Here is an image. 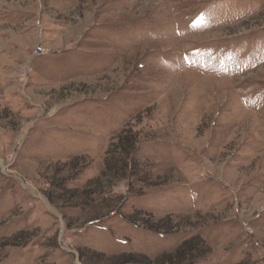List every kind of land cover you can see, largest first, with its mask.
<instances>
[{
  "label": "rangeland",
  "instance_id": "obj_1",
  "mask_svg": "<svg viewBox=\"0 0 264 264\" xmlns=\"http://www.w3.org/2000/svg\"><path fill=\"white\" fill-rule=\"evenodd\" d=\"M183 242L264 264V0H0V264Z\"/></svg>",
  "mask_w": 264,
  "mask_h": 264
},
{
  "label": "trees",
  "instance_id": "obj_2",
  "mask_svg": "<svg viewBox=\"0 0 264 264\" xmlns=\"http://www.w3.org/2000/svg\"><path fill=\"white\" fill-rule=\"evenodd\" d=\"M130 149V147H129ZM129 149H127L126 147H122V153L121 155V159H128L130 156L129 153ZM121 168H124V171L127 169V166L124 164V166H122ZM97 192L92 193V195H96ZM148 216H151L150 214H147ZM134 227L136 228H141L143 231H146L148 233L154 234V236H156L159 240L160 239H164L166 238V236L163 234L164 232H167V230L164 229H157L153 228L152 226L146 224L145 227L146 228H142L140 226H138L137 224H133ZM156 230V231H155ZM201 234V233H199ZM152 237V235H151ZM123 240L125 241L126 244H129L131 241H133V239L130 237V235H127L125 237H123ZM148 242L147 240H145V243ZM187 242V241H186ZM183 242L179 248H177L176 250L174 249L173 251H169V252H163L162 255L167 254V256H163L160 257L159 259H155V264H202V262H204L203 260V255L201 254V251L198 250L197 245H191V243H186ZM204 243L208 246H213L212 243L204 238ZM144 245L143 247H141V249H144ZM187 248V251H183L184 249ZM131 252V251H130ZM130 252L124 253V254H128V255H123L121 258L122 262L121 264H137L135 259H132V254H129ZM146 252V251H143ZM161 255V256H162ZM159 256V255H158ZM230 256V253L228 251L222 250V252H218L216 253V259L218 261L219 264H228V263H224L223 258H225L226 261H228V257ZM246 261L245 259H239L236 262L232 263V264H242Z\"/></svg>",
  "mask_w": 264,
  "mask_h": 264
}]
</instances>
